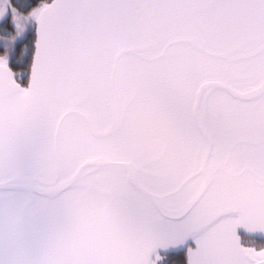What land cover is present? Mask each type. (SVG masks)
<instances>
[{"label":"snow or ice","instance_id":"1","mask_svg":"<svg viewBox=\"0 0 264 264\" xmlns=\"http://www.w3.org/2000/svg\"><path fill=\"white\" fill-rule=\"evenodd\" d=\"M0 264H264V0H0Z\"/></svg>","mask_w":264,"mask_h":264}]
</instances>
